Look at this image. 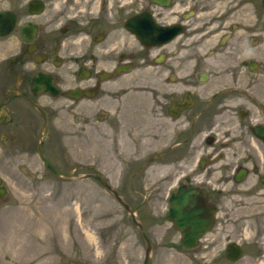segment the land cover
Instances as JSON below:
<instances>
[{"label":"flooded vegetation","instance_id":"obj_1","mask_svg":"<svg viewBox=\"0 0 264 264\" xmlns=\"http://www.w3.org/2000/svg\"><path fill=\"white\" fill-rule=\"evenodd\" d=\"M245 1L214 14L199 0H142L132 11L104 0L84 15L54 0H0V140L25 155L35 145L52 171L37 152L42 138L60 168L44 146L61 98L88 147L87 160L68 170L82 166L103 184L100 174L114 196L124 187L140 193L116 198L150 250L165 223L160 237L173 230L186 248L230 235V221L240 232L247 218L236 195L264 191V16L253 20ZM99 150L108 168L90 158ZM115 168L118 189L109 182ZM183 193L181 213L202 205L197 213L209 222L191 247L168 215ZM229 235L225 256L231 241L244 251Z\"/></svg>","mask_w":264,"mask_h":264},{"label":"rangeland","instance_id":"obj_2","mask_svg":"<svg viewBox=\"0 0 264 264\" xmlns=\"http://www.w3.org/2000/svg\"><path fill=\"white\" fill-rule=\"evenodd\" d=\"M54 1L59 8L65 7L69 12L79 10L86 15L102 7L104 0ZM199 1L216 14L218 8L231 7L235 0ZM261 1H245L252 19L256 12L264 16V9H259ZM105 2L108 7L118 4L116 7L132 11L142 0ZM262 38L264 40V36ZM53 103L59 105L50 122L44 147L61 169L68 170L73 164L82 165L87 160L88 147L83 133L74 135L66 104L61 98ZM99 146L93 145L95 150ZM13 147L15 145L10 142L0 140V177L5 186L0 197V264L143 263L146 244L142 235L120 201L103 184L87 174L82 166L77 167V174L71 177L46 169L34 153L35 145L30 147L32 154L26 155L25 149L15 151ZM99 151L101 155L93 151L90 158L108 168L110 159L106 151ZM127 180L130 185L131 177ZM121 181V174L115 168L109 182L118 189ZM124 188L120 192L123 200L141 199L140 193ZM242 196L236 195L238 199L232 200L240 206L238 213L247 218L245 227L232 233L231 221L224 226L229 236H236L245 246L240 258L231 260L225 256L223 245L228 235H219L213 240L210 233L197 247L186 248L173 236V230H170L171 238L160 237L161 231L168 229L165 223L153 235L148 264H264V231H261L264 229V191L250 197ZM247 210L251 213L245 214ZM259 227L263 228L257 231Z\"/></svg>","mask_w":264,"mask_h":264},{"label":"water","instance_id":"obj_3","mask_svg":"<svg viewBox=\"0 0 264 264\" xmlns=\"http://www.w3.org/2000/svg\"><path fill=\"white\" fill-rule=\"evenodd\" d=\"M154 1V0H153ZM157 1V0H155ZM164 2V1H162ZM158 29V28H157ZM163 30V29H162ZM37 152L38 155L40 157V159L57 175L60 176H64V177H71V176H75L76 174L74 173V170H62L58 167H56L43 153V139L41 138L38 145H37ZM97 178L103 183L108 185V183L105 181V179L103 178V176H101L100 174L97 175ZM2 178L0 177V197L4 194L5 192V186L2 185ZM113 193H115V195L117 196L118 199L120 198V195L116 192L113 191ZM185 203H187L186 201V194H181L179 195L178 199L177 198H171V204H172V208H170L169 212V217L173 220L174 222V226L181 229L184 232V236L181 239V243L186 245V246H194L197 242L198 236L207 230L208 226H209V222H207V220L204 221H199L200 219V214H198L197 212L199 210H201L203 207L202 205H199L197 207H194L193 204L194 203H189L187 204L188 206H190V208L193 211L190 212H186V213H181V206L186 205ZM192 215H196L195 219H197V222H192V221H184L183 218H188L189 216ZM191 225L193 227L190 226V228L188 227V225ZM149 251H150V243L147 240V245H146V249H145V254H144V258H143V264H147L148 263V256H149ZM243 253V249L241 248V246L239 245V243L235 242V241H231L228 243L227 246V258L231 259V260H236L238 258H240L242 256Z\"/></svg>","mask_w":264,"mask_h":264},{"label":"bare ground","instance_id":"obj_4","mask_svg":"<svg viewBox=\"0 0 264 264\" xmlns=\"http://www.w3.org/2000/svg\"><path fill=\"white\" fill-rule=\"evenodd\" d=\"M136 29V28H135ZM37 218H38V216H37ZM61 219V218H60ZM206 218H202V219H199V221H204ZM36 220V219H35ZM39 220V219H38ZM54 220V219H53ZM40 221H41V219H40ZM63 222V221H62ZM193 222H197V220L196 221H193ZM39 223V222H38ZM58 223H60V222H58ZM57 223V224H58ZM40 224V223H39ZM43 224V223H42ZM79 224V223H78ZM41 225V224H40ZM81 225V224H80ZM188 225V227L190 228V226L191 225H189V224H187ZM58 226V225H57ZM54 227V226H53ZM191 227H193V226H191ZM56 228V227H55ZM81 230V229H80ZM38 242V241H37ZM49 257H50V254H49ZM50 259V258H49ZM40 263V262H39Z\"/></svg>","mask_w":264,"mask_h":264}]
</instances>
